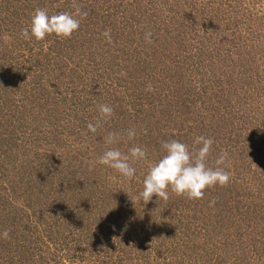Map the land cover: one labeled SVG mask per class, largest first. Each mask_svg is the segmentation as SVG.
Wrapping results in <instances>:
<instances>
[{"label": "rangeland", "instance_id": "rangeland-1", "mask_svg": "<svg viewBox=\"0 0 264 264\" xmlns=\"http://www.w3.org/2000/svg\"><path fill=\"white\" fill-rule=\"evenodd\" d=\"M72 3L0 0V264H264V0H76L70 38L21 37L36 8ZM98 104L114 114L92 133ZM201 135L209 166L228 153L226 187L130 199L162 142ZM133 145V179L90 167Z\"/></svg>", "mask_w": 264, "mask_h": 264}, {"label": "clouds", "instance_id": "clouds-1", "mask_svg": "<svg viewBox=\"0 0 264 264\" xmlns=\"http://www.w3.org/2000/svg\"><path fill=\"white\" fill-rule=\"evenodd\" d=\"M72 12H57L49 14L47 8H36L31 15L30 24L21 30V37L25 40L35 38L42 41L46 36L55 35L59 39H68L76 32L81 20L86 18L88 12L82 11L81 6L73 0ZM102 35L111 42V29L105 30ZM151 32L145 33V41L151 43ZM7 40V36H5ZM146 91H154L152 85H147ZM98 116L95 123H89L87 128L95 133L103 123L110 120L114 114L113 108L107 104L97 105ZM146 134V130H145ZM126 136L131 141L137 136L135 128L126 130L122 136L117 132H110L104 138L108 145L119 143ZM214 141L205 136L195 137L192 147L177 140L162 142L161 148L165 153L158 161L153 163L143 180V190L134 199L142 200L146 205L157 197V203L169 199V190L177 197H186L189 200L203 199L205 190L214 186L226 187L231 179V174L226 171L228 168V153L221 150L214 161V166H209V157L212 152ZM147 159V149L139 145H133L128 149L127 154L119 148L111 147L103 152L96 161L89 162L90 167L96 164L107 166L113 169L124 179L131 180L135 176L136 169L132 163ZM215 205L210 201L209 206ZM3 239H9V230L0 234ZM114 239V238H113Z\"/></svg>", "mask_w": 264, "mask_h": 264}]
</instances>
